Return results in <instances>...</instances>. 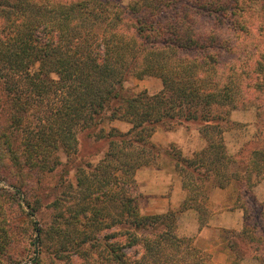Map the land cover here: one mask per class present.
I'll return each instance as SVG.
<instances>
[{
  "label": "trees",
  "instance_id": "16d2710c",
  "mask_svg": "<svg viewBox=\"0 0 264 264\" xmlns=\"http://www.w3.org/2000/svg\"><path fill=\"white\" fill-rule=\"evenodd\" d=\"M123 2L0 0V137L13 164L7 169L20 181L15 172L24 169L27 175H50L63 165L60 151L68 162L76 157L80 131L106 141L108 151L96 166L76 170L82 199L68 210L54 203L57 213L48 233L59 258L72 251L85 260L98 255L105 264H212L192 238L178 236L177 216L194 208L205 226L214 212L211 190L233 186L244 227L241 232L222 230V238L243 259L247 246L264 245V237L255 236L263 212L251 224L246 203L254 177L264 179V145L235 159L224 135L231 111L241 104L256 107L258 129L264 131V46L257 44L264 38V0ZM152 74L162 80L161 92L125 95L130 77ZM115 121L130 129L110 127L106 133L104 127ZM189 123H197L207 142L203 158L168 155L190 198L179 211L144 216L135 176L159 163L163 151L152 137ZM18 137L20 155L13 148ZM115 175L123 194L118 217L108 223V211L90 200L97 192L109 196ZM10 203L17 206L15 200ZM6 212L0 213V264H21L25 250H19L18 227ZM13 212L22 219L24 210ZM29 224L24 235L31 236ZM115 227L117 232L103 235ZM39 232L43 245L45 231ZM129 251L135 256L139 251L138 257Z\"/></svg>",
  "mask_w": 264,
  "mask_h": 264
},
{
  "label": "rangeland",
  "instance_id": "374dc122",
  "mask_svg": "<svg viewBox=\"0 0 264 264\" xmlns=\"http://www.w3.org/2000/svg\"><path fill=\"white\" fill-rule=\"evenodd\" d=\"M132 0H124L123 5L127 6ZM258 45L261 47L264 46V38H258ZM261 47L259 49H261ZM37 67H34L33 70H36ZM163 90V82L157 76V74H152L149 76H145L143 78L130 77L125 83V95L127 96H135L142 91H148L151 95L157 94ZM4 122V120H3ZM6 125V124H5ZM118 125L121 128V131L127 132L130 129L129 124L125 122L115 121L110 125H106L104 128L109 131L110 127H116ZM230 129L225 133V141L228 149V153L231 157L235 159L244 158L248 155V153L258 146H263L264 143L261 142L262 138H264V131L258 129V113L257 109L253 104H242L238 109L231 111L230 115ZM188 128V131L192 133V137L195 136L199 138L197 141H192V144L186 145V152L180 148L178 144H172L170 149H165L164 152L169 159H171L174 163L175 161L168 155V153L177 154L179 152L184 158L194 161H200L203 158V154L207 149V142L202 138L199 132V126L197 123H189L185 125H178L174 130L181 129L180 127ZM6 127V126H5ZM3 127L2 129H6ZM163 131V130H161ZM166 132V131H164ZM1 134V133H0ZM90 133L86 131H80L78 133L79 144H78V153L76 157L68 162V157L64 154L63 151H60L59 155L61 157L63 165L60 166L55 172L50 175L40 176L37 174H29L27 169H24L20 174H16L20 180L14 178L11 175V172L7 169V166L12 167V163L9 160L6 147L4 146L3 139L0 137V157H2V162L0 161V213L3 212L5 208L7 210V215L11 213L14 218V224L18 227L16 240L19 244L20 251L25 250L26 260L21 264H35V261L39 259L40 264H103L101 263V258L98 255L92 256V258L85 260L78 255H74L72 251L64 253V255L59 258L56 256V244L51 241L50 235L51 228L55 222L56 209L54 208V203L60 202L62 204V209L68 210L70 207H74L80 195L78 184V175L77 168L79 166L86 165H94L96 166L104 157L105 153L108 151V145L106 141L97 140L96 138L89 135ZM179 135V134H177ZM21 136V135H20ZM180 138V136H178ZM20 137H18L14 141L13 148L16 150L19 155L22 153L21 151V142ZM162 155L160 156L161 159ZM160 162V160H159ZM158 165H160L158 163ZM157 165V166H158ZM176 165V164H175ZM6 168H5V167ZM150 166V167H157ZM88 171V168L85 167ZM149 168V167H144ZM142 169V168H141ZM140 170V169H139ZM86 171V170H85ZM178 171V169H177ZM179 172V171H178ZM13 173V172H12ZM180 173V172H179ZM182 176V174L180 173ZM116 178H113V185L111 186V190H109V196H103L101 192H97L90 200L91 205L108 211L104 214L108 218V223L111 222V219L117 218L120 213V200L119 197L123 194V192L119 189V180L117 175ZM183 178V176H182ZM19 181L18 186L14 181ZM41 181V182H40ZM264 179H261L257 176L254 177L255 187L258 186ZM207 185V184H206ZM71 186L73 189H70ZM183 186H184V178H183ZM236 186V185H235ZM19 187V188H18ZM137 195L138 198V207L140 200V192L139 186L137 184ZM204 189H207L205 185H202ZM211 185H209L208 189L210 190ZM254 187V188H255ZM124 190L130 192V187H123ZM185 188V187H184ZM253 188V189H254ZM234 193V197L236 198L237 192L235 191V187L229 188V191ZM188 192V190H187ZM253 196V197H252ZM252 196H248L246 199L247 206L251 212V216L253 219L251 224L257 222L258 215L260 211L263 212L264 217V202L261 199L256 198L254 195V191ZM99 197V200H98ZM111 198V199H110ZM189 192H188V197ZM186 199V200H187ZM15 200L16 205L24 210V214L22 215V219L17 218L13 212V209L17 213V206L12 205L10 202ZM201 203V202H199ZM192 202H187L186 206L190 207ZM22 206V208L20 207ZM66 207V208H65ZM2 208V211H1ZM35 212H34V210ZM194 209V208H193ZM140 210V208H139ZM195 210V209H194ZM260 210V211H259ZM141 212V210H140ZM198 212V211H197ZM13 213V214H12ZM144 216H154L147 215L141 212ZM180 214V213H179ZM177 216V233L179 234V223ZM199 214V212H198ZM160 215V214H156ZM163 215V214H161ZM4 216V215H3ZM25 216L27 218H25ZM200 217V214H199ZM30 223V224H29ZM36 223V228L34 224ZM30 225V229L32 230V234L24 235V229ZM258 230H256L255 236L262 235L264 237V219L261 221V224L257 225ZM43 229L45 231V236L43 235L44 243L40 244L41 234L40 230ZM118 231V228H113L111 230L104 231L103 235H107L110 233H115ZM102 235V236H103ZM218 236L220 238V242L216 245V248L213 250H203L208 255L211 256L212 264H264V245L262 246H247V254H245V258H241V256L236 257L234 253H232L227 246V241L225 242L222 236L224 237V233L222 231L218 232ZM187 237V236H180ZM192 238V237H190ZM193 239V238H192ZM194 241V240H193ZM195 245V244H194ZM245 244L242 243V246ZM196 246V245H195ZM246 247V245H245ZM88 249V247H86ZM198 248V247H197ZM200 249V248H199ZM205 249V248H204ZM224 252L228 255V260L225 263L220 262L216 256L217 252ZM129 254L135 256L133 251H129ZM139 251L136 253L135 257H138ZM105 264V263H104Z\"/></svg>",
  "mask_w": 264,
  "mask_h": 264
},
{
  "label": "crops",
  "instance_id": "0c3cea01",
  "mask_svg": "<svg viewBox=\"0 0 264 264\" xmlns=\"http://www.w3.org/2000/svg\"><path fill=\"white\" fill-rule=\"evenodd\" d=\"M116 127L121 130L118 125ZM180 128L169 132L159 130L154 134L152 142L163 151L160 165L142 168L136 173L135 179L140 192L139 208L144 214L161 215L170 210L179 211L188 197V192L183 186V178L177 171L175 163L164 153L172 144L180 145L186 152L187 144L199 140L198 137L191 136L188 128L184 126ZM253 191L256 198L264 202V181ZM210 204L214 212L203 227L197 210L186 208L178 217L180 236L192 237L196 247L203 250L216 248L220 242L219 231L241 232L244 227V212L236 206L233 190L230 192L229 189L214 187L210 193ZM216 252V258L220 262L225 263L228 260L226 253Z\"/></svg>",
  "mask_w": 264,
  "mask_h": 264
}]
</instances>
